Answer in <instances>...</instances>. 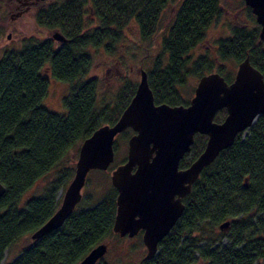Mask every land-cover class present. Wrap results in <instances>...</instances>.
I'll return each mask as SVG.
<instances>
[{
    "label": "trees",
    "instance_id": "trees-1",
    "mask_svg": "<svg viewBox=\"0 0 264 264\" xmlns=\"http://www.w3.org/2000/svg\"><path fill=\"white\" fill-rule=\"evenodd\" d=\"M172 3L174 0H68L35 15L39 27L57 30L66 43L54 47L50 39L28 37L18 49L0 56V183L5 188L0 197V264L10 246L29 237L56 210L58 191L73 176L74 167L61 165L69 150L79 148L99 126L113 124L134 94L136 86L126 82L112 108L97 106V79H82L92 67L90 49L113 45L130 22L135 23L142 40H149ZM245 9L254 26L230 28L229 35L216 41L215 57L237 65L248 57L264 81V43L259 40L254 16ZM221 12L220 0L177 3L161 38V54L166 60L159 54L145 71L155 104L186 105L178 89L187 77L198 80L217 72L225 81L232 80L205 55L189 61L191 50ZM44 69L53 79L70 83L63 114L41 104L47 92ZM225 116V109L218 110L214 121L219 123ZM131 134V129L118 134L113 151L119 138L125 140ZM242 134L202 169L182 199V214L159 242L156 255L139 264H264V114L244 137ZM205 142V135L196 134L179 168L187 167ZM50 171L53 176L41 194L30 196L28 190ZM115 197L112 186L92 202L82 193L62 226L30 240L11 264H79L92 248L116 237L112 233ZM224 221L229 226L221 231L218 226ZM223 240L227 245H222Z\"/></svg>",
    "mask_w": 264,
    "mask_h": 264
},
{
    "label": "water",
    "instance_id": "water-1",
    "mask_svg": "<svg viewBox=\"0 0 264 264\" xmlns=\"http://www.w3.org/2000/svg\"><path fill=\"white\" fill-rule=\"evenodd\" d=\"M243 3L254 16L259 40L264 43V0H243ZM53 38L66 42L58 31ZM221 109L226 110V116L218 123L214 116ZM263 114V77L248 57L238 63L230 82L217 72L202 75L186 105L155 104L146 72L141 69L134 94L117 120L99 126L79 145L73 176L56 210L29 239H39L62 226L82 198L88 172L106 170L114 160L115 137L131 129L125 160L109 174L111 186L116 190L112 232L119 237H134L142 231L146 249L143 260L152 259L159 242L182 214V199L202 169ZM196 134L206 136L205 145L187 167L179 168ZM4 191L0 183V197ZM228 226L229 221H224L218 228L226 231ZM106 251L107 245L101 243L79 264H96Z\"/></svg>",
    "mask_w": 264,
    "mask_h": 264
},
{
    "label": "rangeland",
    "instance_id": "rangeland-1",
    "mask_svg": "<svg viewBox=\"0 0 264 264\" xmlns=\"http://www.w3.org/2000/svg\"><path fill=\"white\" fill-rule=\"evenodd\" d=\"M21 1L0 0V56L4 50L18 49L21 41L25 38H49L56 31L39 27L34 18V14L39 6L47 4L49 0H35L31 4H27L28 7L27 5H23ZM53 1L60 3L64 0ZM179 2L180 0H174V4L172 3L167 6L162 14L159 30L149 40H142L138 35L135 23L130 22L124 28L119 40L113 43V45L107 43L104 47H92L90 49L89 52L93 57L92 67L82 79H97L96 104L98 107L107 106L108 108H112L116 102L117 94L125 83H134L136 86L140 70L149 71L155 58L159 54L162 55L161 38L173 17L174 8ZM4 4H7V6ZM220 7L222 10L220 16L210 24L201 42L191 50L189 61L195 60L198 56L205 55L213 60L214 67H220L224 74L229 73L232 78L237 64L231 60L220 61L215 57L216 41L229 35L230 28L235 26L252 27L254 26V21L246 12L243 0H220ZM8 35L9 38H7ZM162 57L163 60H166L164 54ZM43 75L47 81V92L42 99V106L54 113H65L63 99L69 92L70 83L53 79L48 69L43 70ZM196 82V78L187 77L185 85L182 88L179 87L178 90L181 93L182 101L186 100L188 102L192 97ZM245 135L246 132L242 134V137ZM127 139L119 138L117 140L118 148L114 152V160L106 170H91L86 175L82 193L85 198L89 197L90 202L102 197L111 186L109 180L110 171L125 159ZM77 151V146L71 148L61 165L74 167ZM53 173L54 171H50L49 174L31 187L28 190L29 195H33V197L39 196L42 188L50 181ZM62 193L63 191H58V199H61ZM29 241L30 239L27 236L10 246L5 251L1 264H11L19 252L27 246ZM227 243V240L222 241L223 246L227 245ZM104 244L107 245V251L100 261L107 264H139L146 254L140 233L132 238L116 236L106 240Z\"/></svg>",
    "mask_w": 264,
    "mask_h": 264
},
{
    "label": "flooded vegetation",
    "instance_id": "flooded-vegetation-1",
    "mask_svg": "<svg viewBox=\"0 0 264 264\" xmlns=\"http://www.w3.org/2000/svg\"><path fill=\"white\" fill-rule=\"evenodd\" d=\"M65 1H68V0H64V1H62V2H65ZM33 2H35V0L34 1H27V0H22L21 1V3L23 4V5H27V4H31V3H33ZM53 2V3H52ZM62 2H60V3H62ZM4 3V2H3ZM59 2H57V1H51V0H49L48 2H47V4H45V5H42V6H39V8H38V10L35 12V14H34V18H35V15H36V13L39 11V10H44V9H48V8H50L52 5H57V4H60ZM1 5V4H0ZM4 5H6L7 6V4H4ZM5 7V6H4ZM27 7H28V5H27ZM46 29V28H45ZM47 30H53V29H47ZM55 30V29H54ZM57 31V30H56ZM7 38H9V35L7 36ZM45 39V38H44ZM47 39H50L51 40V42H52V44H53V46L54 47H58L59 45H61V44H63V43H60L59 41H56L54 38H53V35H52V37H49V38H47ZM65 39V38H64ZM66 40V39H65ZM66 42H67V40H66ZM66 42H64V43H66ZM4 51H6V50H4ZM158 104H162V103H158ZM170 106H172V105H170ZM141 234V237H142V231H139L138 233H137V235L138 234ZM137 235H135L134 237H136ZM128 237V236H127ZM132 238V237H131Z\"/></svg>",
    "mask_w": 264,
    "mask_h": 264
},
{
    "label": "bare ground",
    "instance_id": "bare-ground-1",
    "mask_svg": "<svg viewBox=\"0 0 264 264\" xmlns=\"http://www.w3.org/2000/svg\"><path fill=\"white\" fill-rule=\"evenodd\" d=\"M113 233V232H112ZM114 234V233H113ZM114 235H116V234H114ZM117 237H119L118 235H116ZM99 261H100V259H99Z\"/></svg>",
    "mask_w": 264,
    "mask_h": 264
}]
</instances>
